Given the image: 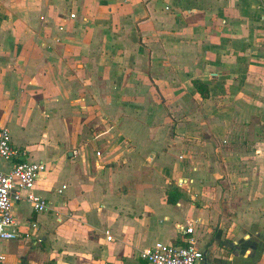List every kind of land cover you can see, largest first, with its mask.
<instances>
[{"label":"crops","instance_id":"obj_1","mask_svg":"<svg viewBox=\"0 0 264 264\" xmlns=\"http://www.w3.org/2000/svg\"><path fill=\"white\" fill-rule=\"evenodd\" d=\"M263 117L264 0H5L0 127L47 164L34 193L49 210L17 203L22 238L0 240V253L6 264H141L156 242L182 244L189 223L201 239L211 214L196 204L216 154L227 172L243 158L225 142ZM232 250L222 264H264V228Z\"/></svg>","mask_w":264,"mask_h":264},{"label":"rangeland","instance_id":"obj_2","mask_svg":"<svg viewBox=\"0 0 264 264\" xmlns=\"http://www.w3.org/2000/svg\"><path fill=\"white\" fill-rule=\"evenodd\" d=\"M4 1L0 0V4ZM261 122L262 120L250 119L244 136H235L232 142H229L230 144L225 142L222 150H233L230 154L231 160L238 158L237 155L243 159H236L225 172V169L217 163L225 160L224 155L221 152L216 154L217 161L212 167L217 165L219 169L214 179L206 186V194L200 204H196L198 208H205L209 215L211 214L208 222L202 227L199 226L198 234L201 239H198L200 245L205 246L206 257L212 264H222L228 259L233 251L234 242L243 238L250 226L259 224L264 228V197L261 194L264 193V186L259 184L261 176L264 177V150L263 155L261 154L263 157L258 158L257 147H255L259 137H264V131L258 136L255 133L259 125H262L264 129V117ZM201 171L205 172V177L212 176L207 169H201ZM244 178L247 179L244 180ZM238 219L243 221L235 226ZM160 232L162 234L163 229ZM210 243L211 248H209ZM140 254L139 252L138 260L141 259Z\"/></svg>","mask_w":264,"mask_h":264},{"label":"built area","instance_id":"obj_3","mask_svg":"<svg viewBox=\"0 0 264 264\" xmlns=\"http://www.w3.org/2000/svg\"><path fill=\"white\" fill-rule=\"evenodd\" d=\"M71 17L75 18L76 15L71 14ZM26 155V151L13 144L10 129L0 127V158L12 163L10 170H0V240L3 241L22 238L20 223L13 213L17 203L26 200L37 213L49 210L46 199L34 193L38 179L47 170V164L42 161L26 160ZM185 183L187 182L181 181L179 186L183 187ZM58 219L60 220V217ZM31 227L37 230L38 224L33 223ZM181 230L184 235L182 244L159 241L144 249L140 258L149 264H204V250L200 247L194 225L189 223L182 226ZM105 234L108 241L114 240L109 231ZM0 264H6V256L3 253H0Z\"/></svg>","mask_w":264,"mask_h":264},{"label":"trees","instance_id":"obj_4","mask_svg":"<svg viewBox=\"0 0 264 264\" xmlns=\"http://www.w3.org/2000/svg\"><path fill=\"white\" fill-rule=\"evenodd\" d=\"M194 86L196 87L198 92L202 95V97L207 98L210 95L209 87L205 85L202 81H195ZM181 197L182 195L179 194V192L176 189L171 190L168 193L167 201L169 204H176ZM205 263L209 264L207 260L205 261ZM141 264H148V263L145 261H141Z\"/></svg>","mask_w":264,"mask_h":264},{"label":"water","instance_id":"obj_5","mask_svg":"<svg viewBox=\"0 0 264 264\" xmlns=\"http://www.w3.org/2000/svg\"><path fill=\"white\" fill-rule=\"evenodd\" d=\"M72 155V154H71ZM205 259H207V257H205Z\"/></svg>","mask_w":264,"mask_h":264}]
</instances>
